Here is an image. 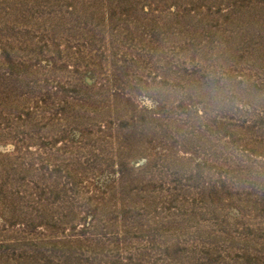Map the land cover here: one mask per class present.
I'll return each mask as SVG.
<instances>
[{"label":"rangeland","instance_id":"1","mask_svg":"<svg viewBox=\"0 0 264 264\" xmlns=\"http://www.w3.org/2000/svg\"><path fill=\"white\" fill-rule=\"evenodd\" d=\"M0 264H264V0H0Z\"/></svg>","mask_w":264,"mask_h":264}]
</instances>
